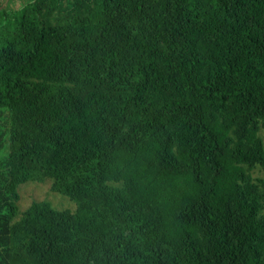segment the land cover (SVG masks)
Wrapping results in <instances>:
<instances>
[{"label": "trees", "instance_id": "trees-1", "mask_svg": "<svg viewBox=\"0 0 264 264\" xmlns=\"http://www.w3.org/2000/svg\"><path fill=\"white\" fill-rule=\"evenodd\" d=\"M263 133L264 0H0V264H264Z\"/></svg>", "mask_w": 264, "mask_h": 264}, {"label": "rangeland", "instance_id": "rangeland-1", "mask_svg": "<svg viewBox=\"0 0 264 264\" xmlns=\"http://www.w3.org/2000/svg\"><path fill=\"white\" fill-rule=\"evenodd\" d=\"M3 1H4V3H8L9 2V0H3ZM263 137H264V133H263ZM44 182L29 181V182H25V183H23L21 185V187H20L21 198L19 200V204L21 205V209L26 208L27 205H29L30 202L34 198H37V199L48 198L46 200L55 198L59 202L62 201L61 197L58 194H56L54 192H51L49 184L48 183L44 184ZM49 201L54 206L53 201L52 200H49ZM65 202H66V200H65Z\"/></svg>", "mask_w": 264, "mask_h": 264}]
</instances>
